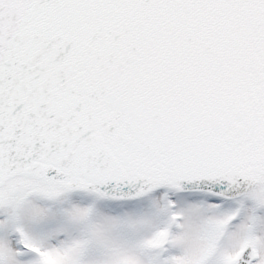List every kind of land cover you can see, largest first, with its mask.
Listing matches in <instances>:
<instances>
[{"label":"snow or ice","instance_id":"snow-or-ice-1","mask_svg":"<svg viewBox=\"0 0 264 264\" xmlns=\"http://www.w3.org/2000/svg\"><path fill=\"white\" fill-rule=\"evenodd\" d=\"M0 264H264V0H0Z\"/></svg>","mask_w":264,"mask_h":264}]
</instances>
